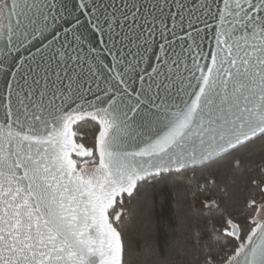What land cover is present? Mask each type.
<instances>
[{"label": "snow or ice", "instance_id": "snow-or-ice-1", "mask_svg": "<svg viewBox=\"0 0 264 264\" xmlns=\"http://www.w3.org/2000/svg\"><path fill=\"white\" fill-rule=\"evenodd\" d=\"M0 264H264V0H0Z\"/></svg>", "mask_w": 264, "mask_h": 264}, {"label": "trees", "instance_id": "trees-1", "mask_svg": "<svg viewBox=\"0 0 264 264\" xmlns=\"http://www.w3.org/2000/svg\"><path fill=\"white\" fill-rule=\"evenodd\" d=\"M147 191V202H134L135 214L125 225L126 244L139 250H142L145 244L143 220L150 215L156 232L161 238L166 237L170 230L177 226V209L183 205L185 196L183 183L175 176L153 182Z\"/></svg>", "mask_w": 264, "mask_h": 264}]
</instances>
